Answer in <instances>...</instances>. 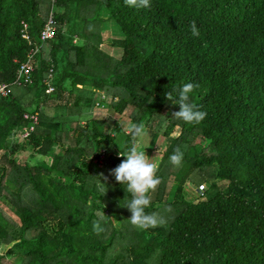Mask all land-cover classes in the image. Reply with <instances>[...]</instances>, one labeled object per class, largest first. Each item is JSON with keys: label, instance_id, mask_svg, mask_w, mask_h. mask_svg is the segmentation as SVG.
<instances>
[{"label": "trees", "instance_id": "trees-1", "mask_svg": "<svg viewBox=\"0 0 264 264\" xmlns=\"http://www.w3.org/2000/svg\"><path fill=\"white\" fill-rule=\"evenodd\" d=\"M51 12L55 37L41 43ZM29 57L31 84L12 85ZM188 82L207 113L199 124L173 118L179 106L165 98ZM0 83L11 86L0 97V264H264V0H150L139 10L0 0ZM110 112L142 122L148 154L161 156L145 210L162 218L156 227L131 226V194L109 175L131 146ZM25 114L36 124L22 139ZM188 182L205 185L195 200Z\"/></svg>", "mask_w": 264, "mask_h": 264}, {"label": "clouds", "instance_id": "clouds-1", "mask_svg": "<svg viewBox=\"0 0 264 264\" xmlns=\"http://www.w3.org/2000/svg\"><path fill=\"white\" fill-rule=\"evenodd\" d=\"M124 2L126 6L137 10L150 7V0H124ZM190 31L194 37L200 35L195 21L191 23ZM197 87L198 85L188 82L175 89V95L172 91L165 93L167 101L179 106V110L172 113L173 118L187 124H199L206 118L207 113L199 110L190 100V95ZM127 131L131 135V146L126 152L119 153L120 157H126V159H122L117 167L110 170L109 175L114 177L118 184L125 186L127 193L131 194V199L124 206L131 213L128 219L131 226L137 229L156 227L163 222L162 218L156 213L148 214L145 210L151 204L150 193L157 189L161 180L155 175L157 166L151 163L145 151L140 149L139 140L145 134V125L142 122L131 123ZM184 147L186 148V145ZM183 155L184 152L178 146L169 160L178 167L183 160ZM104 179L106 180L107 177ZM101 190L107 192L105 184H101ZM102 215L105 216L104 212ZM92 230L96 235L105 231L99 221L93 222Z\"/></svg>", "mask_w": 264, "mask_h": 264}, {"label": "rangeland", "instance_id": "rangeland-1", "mask_svg": "<svg viewBox=\"0 0 264 264\" xmlns=\"http://www.w3.org/2000/svg\"><path fill=\"white\" fill-rule=\"evenodd\" d=\"M103 27H104V31L103 30L101 31V33H102L101 35H102V38L106 42H110L111 39L113 40V38L117 36V34L115 35L116 30L113 28V26L109 22H106L105 26H103ZM72 43L76 44V45L79 44V42H76V40L74 38L72 40ZM100 49L114 59H118L120 56L119 50L116 51V50L111 49L108 44L102 45L100 47ZM23 98L27 101L30 98V96L23 95ZM109 114H111L113 116V119L115 121H117L121 127H123L125 132H127L128 126L131 124L129 119H127L126 117H119L117 114H114L113 112H110ZM178 133H179V128L176 127L173 130H171L170 134H171V137H176ZM157 137L158 138L154 143V147H156V149L160 146V144L163 142V139H164L161 132L159 134H157ZM139 144H140V149L144 150L146 155L151 159L150 162L155 164L158 167L159 161L161 159L160 154L156 151V152H153L152 155H149L148 150L145 148V145H146L145 140H143L142 138L139 140ZM28 157H29L28 153H25L22 158L25 161V160H28ZM35 161H36V159H31L30 163L32 165H34ZM45 162H46V164L49 165L50 159L46 158ZM201 185H203V184H201ZM199 186L200 185H197V187H196V184H194V183H189V182L186 183V185L184 186V193H185L186 199H188V200L197 199L199 196V194H198ZM114 222L116 223V220H114ZM8 262L10 264H19V260H17V259H8Z\"/></svg>", "mask_w": 264, "mask_h": 264}, {"label": "built area", "instance_id": "built-area-1", "mask_svg": "<svg viewBox=\"0 0 264 264\" xmlns=\"http://www.w3.org/2000/svg\"><path fill=\"white\" fill-rule=\"evenodd\" d=\"M26 30V27H24V31ZM55 22L53 19V12H51L47 24L44 26L40 33V42L45 43L50 40H53L55 37ZM22 39L28 41V36L25 33L22 36ZM31 57L28 58V60L25 63H22L20 67L18 68L16 72V81L12 83V85L16 86H25L31 84V75L33 72L32 64L30 61ZM10 87L9 85L5 83H0V97H6L10 93ZM51 89L47 88L45 90V93L50 92ZM24 119L30 120V126L27 129H24L22 134V139H26L29 136V133L33 130V126L36 124V114H25ZM204 185L199 186V193L203 191Z\"/></svg>", "mask_w": 264, "mask_h": 264}]
</instances>
